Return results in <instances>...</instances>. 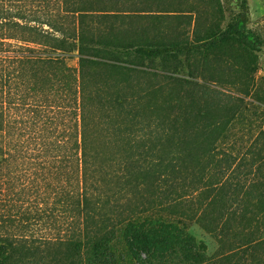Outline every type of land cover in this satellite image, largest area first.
Listing matches in <instances>:
<instances>
[{
    "label": "trees",
    "instance_id": "trees-1",
    "mask_svg": "<svg viewBox=\"0 0 264 264\" xmlns=\"http://www.w3.org/2000/svg\"><path fill=\"white\" fill-rule=\"evenodd\" d=\"M18 1L0 0V264H264V180L214 171L241 162L219 148L243 98L222 105L211 85L241 88L214 49L252 41L245 20L203 34L194 0H63L64 24L49 0ZM175 19L195 22L194 39L173 35ZM183 222L218 254L187 225L166 236Z\"/></svg>",
    "mask_w": 264,
    "mask_h": 264
},
{
    "label": "rangeland",
    "instance_id": "rangeland-1",
    "mask_svg": "<svg viewBox=\"0 0 264 264\" xmlns=\"http://www.w3.org/2000/svg\"><path fill=\"white\" fill-rule=\"evenodd\" d=\"M7 0H4L6 2ZM49 12L52 14H58L56 22H63L68 24V13L64 12L62 7L63 0H49ZM197 1V7H201L204 11L199 31L203 34L206 31L216 32L218 28H226L228 25L234 24L237 19L242 18L245 20L242 29L251 35L253 40L248 42L243 41L241 44L231 43L229 46L215 48L214 52L219 55H223L222 52L227 54L230 62L229 68L226 69V80L233 81L238 80L241 88H231L227 84H213L212 87L218 91L222 96L218 98V103L225 106H234L237 98H243L244 112L242 123L233 126L230 129L229 137H227L226 144L220 146L222 148L220 155L228 153L231 156V163L239 162V166L232 165L229 167L228 163L222 162L219 166V170L215 169L219 173V178L225 173L231 180V183L235 185L237 178H241L246 184H256L264 180V0H245L244 9L241 7L242 0H194ZM184 7L189 6L191 0H180ZM57 4V5H56ZM10 9H17L21 4L18 0H10L5 3ZM168 29L173 31V35L176 32L186 31V39H194L192 32L194 30L195 22L192 20H180L175 19L166 23ZM47 29V26H45ZM56 37H62L60 34H56ZM218 47V46H217ZM213 55V54H212ZM187 55H179L177 60L181 62L180 70L183 74L187 73ZM251 59L255 61L256 71L251 73L250 69L245 70L243 62H248ZM197 63H200L199 59L202 58L201 53L196 55ZM202 60V59H201ZM251 61V60H250ZM249 61V63H250ZM65 63L74 68L75 77L78 76V59L74 56L72 58L66 57ZM211 72L223 71L225 64H208ZM232 67V68H231ZM249 76V77H246ZM252 78L249 87V96L245 95V85L248 83V78ZM148 80L142 79L141 83H146ZM241 90H244L243 92ZM259 158V159H258ZM242 159V160H241ZM255 165H251L255 161ZM233 167V168H232ZM225 168V170H224ZM230 168L229 170H226ZM232 168V169H231ZM221 173V174H220ZM225 174V176H226ZM189 184V183H188ZM194 188L193 186H188ZM190 199L195 200L197 194L194 190L189 189ZM237 198V197H236ZM234 211L239 215L245 213V207L242 204H237L234 207ZM179 227L171 228L166 232V236L171 237L173 240L178 236V230L183 226H188V230L192 232L198 240H204L208 244V256L217 255L220 251L221 243L213 238L210 234L206 233L197 224L179 223ZM255 225L248 227L244 232H250L254 229ZM264 226H259L262 229ZM257 236L261 231H255ZM126 234V232H125Z\"/></svg>",
    "mask_w": 264,
    "mask_h": 264
}]
</instances>
